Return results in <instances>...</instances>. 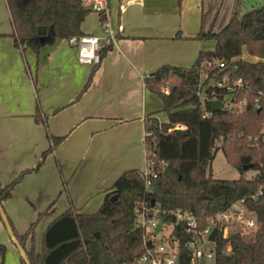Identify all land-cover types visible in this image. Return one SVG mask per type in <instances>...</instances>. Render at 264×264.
I'll use <instances>...</instances> for the list:
<instances>
[{
    "label": "trees",
    "instance_id": "16d2710c",
    "mask_svg": "<svg viewBox=\"0 0 264 264\" xmlns=\"http://www.w3.org/2000/svg\"><path fill=\"white\" fill-rule=\"evenodd\" d=\"M6 3L16 43L23 40L36 52L42 44H51L59 37L85 33L81 21L91 9L83 0H6ZM98 14L103 22L105 12L98 10ZM39 24L45 25L43 32L37 31ZM196 36L215 38L214 47L200 49L189 66L161 63L144 76L147 86L161 96L160 109L167 114V119H159L156 110L145 115L146 165L154 172L150 173L149 190L144 187L142 169L122 170L96 209L78 211L68 206L55 215L43 229L37 249L35 225L47 209L39 211L19 231L2 200L11 195L14 184L25 172L38 167L62 136L52 134L51 143L33 166L22 168L11 180L0 183V203L30 264H127L131 256L126 255L140 248L145 232L134 218L135 207L142 200L158 204L157 216L171 225L169 235L161 238L175 244L179 264H191L188 244L191 234L182 229L172 209L181 206L192 210L203 227L208 216L224 210L238 198H243V204L255 212L257 225L250 232L233 229L223 235V220H216V236L211 244L215 263L264 264V1L242 11L235 7L223 26L217 29L201 26ZM109 46L110 43L100 46V57ZM244 46L258 57L242 56ZM215 59L223 61V65ZM98 62L92 63L82 89L88 85ZM202 71L206 75L201 79ZM224 73H228L232 87L216 84ZM171 74L177 79L169 80ZM210 77L214 81L206 85L201 96L199 91ZM238 77L241 84L234 83ZM163 85L168 86V91L162 89ZM225 95L230 106L223 100ZM212 98L222 99L223 105L212 107ZM38 115L37 110L35 116ZM177 123L184 124L187 131L179 134ZM217 146L229 163L239 169L243 163H249L255 173L213 176L211 160ZM5 248V243L0 242L1 253Z\"/></svg>",
    "mask_w": 264,
    "mask_h": 264
},
{
    "label": "crops",
    "instance_id": "0c3cea01",
    "mask_svg": "<svg viewBox=\"0 0 264 264\" xmlns=\"http://www.w3.org/2000/svg\"><path fill=\"white\" fill-rule=\"evenodd\" d=\"M205 1L109 0L111 35L98 10H88L81 28L99 34L100 46H110L82 89L93 64L77 57L67 37L42 44L38 52L23 40L16 43L6 0H0V183L33 166L52 134L62 136L2 200L19 231L47 209L35 225L37 249L55 215L68 206L96 209L122 170L146 167L145 115L167 114L144 76L161 63L189 66L200 49L214 47L215 38L196 36L201 26L214 28L216 22ZM0 242L6 245L0 264H27L1 216Z\"/></svg>",
    "mask_w": 264,
    "mask_h": 264
},
{
    "label": "built area",
    "instance_id": "2783aa9c",
    "mask_svg": "<svg viewBox=\"0 0 264 264\" xmlns=\"http://www.w3.org/2000/svg\"><path fill=\"white\" fill-rule=\"evenodd\" d=\"M84 2H90L91 8L96 10H103L105 13L107 11L109 0H83ZM104 30L108 35L113 33V29L107 19L102 22ZM67 40L76 47L77 57L82 61L87 62H97L100 60L99 48H100V35L95 33H82L73 34L67 37ZM215 62H219V65H223V61L215 59ZM230 82V81H229ZM228 82V73H224L216 79L217 85L226 84L228 87H232V84ZM234 83L241 84V79L238 77L234 80ZM164 91H168V86L165 85L162 88ZM202 96L201 91H199ZM176 127H183L184 124L177 123ZM144 177V187L149 190L151 188L150 171L146 165L145 168L141 170ZM240 202L242 204V211L249 210L243 204V198H238L232 202ZM231 204V205H232ZM231 205L229 207H231ZM216 212L214 215L208 216V223L200 227L198 224L197 217L195 213L187 208L177 206L172 209L175 217L178 221L182 223V229L189 232L191 237L188 240V244L191 247L190 263L191 264H216L214 257V250L211 245L204 244V239L213 241L208 238V234L216 220H224L226 218V210ZM159 209L158 204L148 203L146 200L140 201V203L135 207L134 218L136 222L145 228V232L142 236V242L140 248L133 251L131 258L128 260L127 264H179L178 255L175 244L170 243L168 240L162 239L161 237H167L169 235L170 228L166 234H160L163 227L166 225L164 220H162L161 226L155 230L154 226L158 219L161 218L157 216V211ZM252 211V210H250ZM247 227H251L256 223V217L252 212L247 213L245 219L243 220ZM201 260V261H200Z\"/></svg>",
    "mask_w": 264,
    "mask_h": 264
},
{
    "label": "rangeland",
    "instance_id": "374dc122",
    "mask_svg": "<svg viewBox=\"0 0 264 264\" xmlns=\"http://www.w3.org/2000/svg\"><path fill=\"white\" fill-rule=\"evenodd\" d=\"M264 0H206L205 4L208 6V4L210 5L211 9L213 10L214 14L217 15L216 16V22L214 24V28H220L221 26H223L225 24V22L228 20L230 14L232 13L233 9L235 7H239L242 10H246L251 6H256L259 5L263 2ZM86 3V2H85ZM213 14V16H214ZM242 56L244 57H248V58H252V59H256L258 56L255 54H251L247 51V49L245 48V46L242 49ZM206 75V72L202 71L200 73V77L201 79ZM177 77L174 74H171L169 76V80H176ZM214 81V79L212 77H210L206 83L204 84V86L202 87V96L204 93V89L206 87V85L208 84H212ZM165 86V85H163ZM162 86V88H163ZM228 96L225 95L224 96V102L230 106L231 102L228 101ZM220 142V137H217L216 139V144L219 145ZM211 173L213 176H217V177H237L241 174L245 175V176H250L253 173H255L256 169L253 167H247V168H242L239 169L236 166L232 165L231 163H229L222 151V149L220 148V146L216 147L215 150V154L211 160V169H210ZM242 204H240V202L236 201L234 202L231 207H229L226 210V218H224L223 220V228H222V233L223 235H226L230 230L233 229H240L244 232H250L252 229H254L257 225V218H256V223L253 224L251 227H247L244 223V219L246 217L247 213L252 212V214L256 217V214L254 211H250V210H245L242 211ZM170 228V225L166 224L162 231L160 232L159 235L161 234H166L168 232ZM204 244L206 245H211L212 241L209 240H205L204 239ZM201 261V260H200ZM200 264V263H199Z\"/></svg>",
    "mask_w": 264,
    "mask_h": 264
},
{
    "label": "water",
    "instance_id": "95a60500",
    "mask_svg": "<svg viewBox=\"0 0 264 264\" xmlns=\"http://www.w3.org/2000/svg\"><path fill=\"white\" fill-rule=\"evenodd\" d=\"M254 28H255V26H252V27H251L252 30H253ZM44 30H45V25H44V24H39V25L37 26V31H38V32H43ZM211 105H212V107H214V108L220 107V106L223 105V100L220 99V98H212V99H211ZM247 105L250 106L251 104L248 103ZM186 131H187V128H186L185 126H183V127H177V132H178L179 134H182V133H184V132H186ZM215 132L217 133L218 130L216 129ZM242 167H243V168H247V167H249V163H243V164H242ZM111 196H115V194H113V195H111ZM151 200L153 201V200H154V197H152ZM0 215H1V218H2V220H3V222H4L5 226H6L7 232L11 235L12 239H13V240L15 241V243L17 244V246H18V248H19V251H20V253H21V256L23 257V259L26 261L27 264H30V262H29V260H28V258H27V255H26L25 249H24L23 246L18 242L17 238H16V237L14 236V234H13V231H12V229H11V226H10V224H9V221H8V219H7V216H6V214H5V211H4L3 206H2L1 203H0ZM162 220H163L162 218H159V219H158L157 223H156L155 226H154V229H155V230H157V229L161 226ZM216 231H217V228H216L215 226H213L212 229H211V231H210L209 234H208V238L211 239V240H214V239H215V236H216ZM131 254H132L131 252L128 253V254L126 255V257H130Z\"/></svg>",
    "mask_w": 264,
    "mask_h": 264
}]
</instances>
